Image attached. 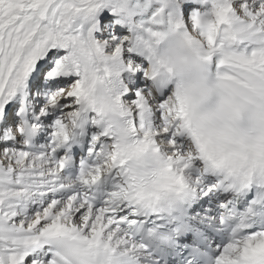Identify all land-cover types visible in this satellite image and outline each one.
<instances>
[{
  "label": "snow or ice",
  "instance_id": "snow-or-ice-1",
  "mask_svg": "<svg viewBox=\"0 0 264 264\" xmlns=\"http://www.w3.org/2000/svg\"><path fill=\"white\" fill-rule=\"evenodd\" d=\"M151 2L0 0V264H68L54 240L86 245L74 255L101 245L136 248L111 205L156 208L160 189L186 187L184 172L196 156L245 186L264 180V0H200L208 7L190 21L191 5L181 19L170 8L174 0L150 9ZM104 8L120 13L116 23H128V31L105 27L98 16ZM137 10L143 19L134 21ZM176 35L193 55L158 81L155 48ZM142 67L145 83L136 76L121 90L122 73ZM97 80L114 91L112 109L125 118L129 140L110 130L92 100ZM147 81L173 86L160 94ZM125 91L134 93L128 103ZM89 112L110 140L73 173L59 152ZM45 127L46 142L36 145ZM149 149L163 161L151 179L126 166ZM113 172L123 177L118 190L98 203L96 186ZM216 264H264V230L227 243Z\"/></svg>",
  "mask_w": 264,
  "mask_h": 264
},
{
  "label": "clouds",
  "instance_id": "clouds-1",
  "mask_svg": "<svg viewBox=\"0 0 264 264\" xmlns=\"http://www.w3.org/2000/svg\"><path fill=\"white\" fill-rule=\"evenodd\" d=\"M179 35L168 37L163 43L156 46L154 57L160 61L157 68L158 77H167L169 75L168 68H172L173 72L178 71L185 61L193 55V52L185 46H182L179 41ZM155 66V65H153ZM153 66H149L148 71L151 73ZM114 91L110 89L103 80H97L92 93V100L98 108L103 110L104 121L110 130L117 136H121L124 140H129V136H125L127 122L122 117L119 111H114L112 105ZM162 158L149 149L146 152L133 156L127 162V168L131 171L151 179L153 174L162 166ZM186 188V187H185ZM185 188L177 191L174 186L172 189H160L158 192L159 200L156 202V207L165 212L172 211L177 200L183 194ZM159 239L167 241L169 236L161 234ZM57 250L65 251L68 254V264H137V252L135 248L126 246L104 248L102 245L93 247L86 254H71L72 249L84 248L82 242H60L52 241Z\"/></svg>",
  "mask_w": 264,
  "mask_h": 264
},
{
  "label": "bare ground",
  "instance_id": "bare-ground-1",
  "mask_svg": "<svg viewBox=\"0 0 264 264\" xmlns=\"http://www.w3.org/2000/svg\"><path fill=\"white\" fill-rule=\"evenodd\" d=\"M193 3V6L190 8V11L188 12V17L187 19L190 21V18L192 14L197 11L201 10L203 8H207L208 5H202L200 0H174V4L170 5V8H174V11L176 15H178L181 19H185L184 17L180 16L179 11L183 10L185 7L188 6L189 3ZM137 3V0H130L129 7H133ZM140 3L143 4L144 0H140ZM161 3V0H152L151 5L149 6L151 8H156L159 7ZM138 14L133 17L134 21H139L143 19L142 14H140V10H137ZM113 14L112 11H110L109 8H104L99 14V18L101 19V22L105 25V27H108L109 25L107 24L108 21H103L102 18L107 15ZM184 16V15H183ZM118 16H114L113 19H117ZM117 21V20H116ZM114 21V22H116ZM115 23L114 25H116ZM115 29L121 31L123 29V26L121 24H117ZM129 28V24L127 23V28H124L125 31L127 32ZM143 59V58H141ZM143 62L145 63L144 65H148L149 61L146 59H143ZM143 70V67L140 69V71ZM140 76L141 78V84L145 83V77L144 74L140 75L139 70L136 72L132 71H127L122 73V85H121V90H125L128 85L135 83V77ZM167 77H157L158 81H165ZM174 79L172 78V81L174 83ZM152 85L153 88H155L160 94L163 92L160 90L161 88H164V90H169L172 86L173 83H168V84H161L160 87L157 88L156 83L153 81H147ZM133 96L134 93H129L125 91V96L122 98L125 103H128V97ZM91 113V112H90ZM62 114L61 110L58 109L57 112L55 113L56 116H60ZM92 117H94V114L92 113ZM87 130L90 133H94L97 138V135L99 132L102 134L104 133V124L101 123L99 125L97 124H89L87 126ZM50 131L49 128L45 127L42 128L41 130H38L36 134L38 136L34 140V143L36 145H41L46 142V138L48 136V132ZM104 135V134H103ZM105 138H102L104 140ZM110 138L108 139L109 143ZM202 159L199 156H196L193 161L191 166L185 170L184 176H185V184L186 186L193 192V200L192 203L194 204L192 207H189V218L187 221H189L190 225H194L195 227H201L200 225L202 223H208L211 225L214 229H218L217 225H213V222H209V218H215V214L212 216L208 215V212L215 213L219 209V206L222 203H216V199L218 197H225L221 195V193L216 189L217 188V181L212 180V178L209 176L208 173V168L201 163ZM123 177L122 176H117L115 172H113L105 181L107 187H109L110 192L118 190L117 185L121 183ZM103 181V182H104ZM209 181L210 184L208 183ZM102 182V183H103ZM108 193V194H109ZM108 194L105 196L104 200L102 203L107 199ZM225 197L224 199H226ZM133 202L129 201H115L111 205L113 208L112 215L114 218L117 219L118 221V226L120 223H122L123 226L119 227L120 232L122 235L126 236V238L129 240L131 244L137 245L136 252H137V259H141L145 253L142 251L141 247L139 246L138 242L134 239H130L127 237V229L128 227L139 217L142 216V211H140L136 207H132ZM34 205H30L28 211L31 212L33 210ZM208 216V217H207ZM217 219V218H216ZM218 220V219H217ZM200 230V228H198ZM190 238V237H188ZM156 258V256H153Z\"/></svg>",
  "mask_w": 264,
  "mask_h": 264
},
{
  "label": "rangeland",
  "instance_id": "rangeland-1",
  "mask_svg": "<svg viewBox=\"0 0 264 264\" xmlns=\"http://www.w3.org/2000/svg\"><path fill=\"white\" fill-rule=\"evenodd\" d=\"M188 5H191V7H192V6H193V3L191 2V3H189ZM191 7H190V8H191ZM190 8H188V12L190 11ZM188 14H189V13H188ZM109 16H110V15H109ZM108 27H109V26H108ZM109 29H111V28H109ZM123 31H124V29L121 30V32H123ZM143 64H145V63L143 62ZM139 74L142 75V74H143V70H141V71L139 70ZM210 182H211V181H209L208 183L210 184ZM214 214H215V213H212L211 211L208 212V215H210V216H211V215L213 216ZM207 217H208V216H207ZM121 226H122V224H119V227H121Z\"/></svg>",
  "mask_w": 264,
  "mask_h": 264
}]
</instances>
